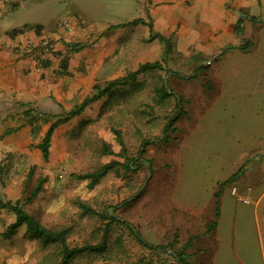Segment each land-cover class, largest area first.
Segmentation results:
<instances>
[{
  "label": "crops",
  "instance_id": "crops-1",
  "mask_svg": "<svg viewBox=\"0 0 264 264\" xmlns=\"http://www.w3.org/2000/svg\"><path fill=\"white\" fill-rule=\"evenodd\" d=\"M63 1L0 0V42L13 44L47 31L56 47L55 58L37 72L31 57L0 45V194L15 199L11 202L18 200L46 227L67 228L60 223L65 208L61 200L68 192L62 189L58 176L63 178L70 187L69 196L79 197L75 201L78 207L81 202L115 219H100L105 224L103 231L109 224L100 254H116L112 258L118 260L128 256L140 264L142 255L151 251L155 261L165 255L164 264H178V257L181 264H264V0H135V14L126 15L123 7L116 14L119 22L95 28L85 21L90 14L111 13L113 7L107 0H75L72 22L56 18ZM63 20L70 29L62 26ZM155 34L169 40L167 54L165 42ZM154 58L164 67L154 69L166 74L153 81L149 112L144 115L150 117L147 122L162 117L158 137L145 145L139 143L138 153L132 157L121 126L82 125L92 129L93 140L99 142L100 164L93 170L72 171L67 179L56 175L62 164L72 159L67 138L82 123L102 117L111 105L117 114H142L144 79L137 75L131 87L113 86L79 114L58 123L44 159L38 144L51 121L90 96L94 85L103 88ZM177 65L187 71H179ZM27 111L36 117L33 123ZM169 128L174 132L169 138L174 143L172 149L154 147L165 139ZM145 152L148 156L143 159ZM162 156L166 170L159 182L165 183L164 218L157 217L149 224L152 212L138 201L153 175L151 165ZM132 160H138L147 171L143 184L135 173L128 181L117 174L120 169L130 170ZM110 163L93 184L91 178L73 176ZM17 165L24 166L20 175L14 174ZM38 180L42 181L40 189L25 202ZM24 181H30L26 188ZM116 196L118 200L113 202L111 198ZM95 197L100 198L102 208L93 206ZM242 197L247 200L241 201ZM6 203L0 204V232L15 218ZM118 220L127 221L136 230L147 225L149 238L144 239L155 249L140 244L131 232L126 234L129 228ZM68 235L69 230L67 243ZM0 238H20L22 245L5 251L9 252L6 257L15 259L16 264H28L29 242L36 239L24 225Z\"/></svg>",
  "mask_w": 264,
  "mask_h": 264
},
{
  "label": "rangeland",
  "instance_id": "rangeland-1",
  "mask_svg": "<svg viewBox=\"0 0 264 264\" xmlns=\"http://www.w3.org/2000/svg\"><path fill=\"white\" fill-rule=\"evenodd\" d=\"M75 0H65L61 2V4L58 6L59 11H57L56 18L57 19H67L69 21H74V12H73V4ZM109 2L110 7H113L111 9V13H105V14H90L85 22L92 23V25L95 27L100 26H106L110 25L113 22H119V18L117 17L119 11H121V8L124 7V13L128 16H132L135 14V7L136 2L135 0H131L130 2L126 0V3L123 4L122 0H107ZM117 8V9H115ZM55 18V19H56ZM51 32L45 31L44 35L53 37V35H50ZM160 39V38H159ZM161 40V39H160ZM163 41V40H162ZM126 56H129L130 53H124ZM136 54V53H135ZM158 60L157 58L151 59V61ZM171 60H176V58H173ZM175 61H171V63H174ZM113 63V62H112ZM179 64V63H178ZM178 70H184L187 71L186 67L178 66ZM180 67V68H179ZM129 71L126 69L124 75ZM166 72L164 70H146L138 74V79H144L142 83V90L140 94V100L142 101L140 103V107H142V114L137 115L136 117H133L131 115H128L127 113L123 114H117L114 109H112V105L110 108L108 107L104 111V115L102 117H99L95 121H88L85 123H82L80 126H78L76 129H74L71 134V136L68 139V151L72 159H69V163H64L62 166L56 171V175L63 174L66 179L69 178L70 173L74 171L75 173H79L86 170H93L95 169L101 162V154L100 148H99V142L96 140H93V132L92 129L84 128L82 125H108V126H121L123 129H125V141L127 144V151L130 153L132 157H135V155L138 153L139 150V143L141 145H145L150 142V139L154 137H158V133L161 131L158 129V125L161 123L162 117L158 115L157 117H153L147 122V119L150 118L149 115H144L146 112H149L147 109V105L150 104L149 98H150V87L153 84V81L156 82L157 79H164ZM196 79H200V77H197ZM101 82V81H100ZM102 83V82H101ZM132 84H130L128 87H131ZM172 86V85H171ZM118 92L120 93V88H117ZM117 90L114 91L116 93ZM116 104V103H114ZM162 111V110H161ZM164 111V110H163ZM160 112V111H157ZM180 119V118H179ZM179 119L177 123L174 124V127L178 126ZM174 134V132L169 128L167 135L165 139L160 140L159 142H156L153 146L154 147H161L163 149H172L173 146V140L171 141L169 138H171ZM167 138V140H166ZM144 142V143H143ZM103 152V150H101ZM148 156V153L145 152V155L143 154V159H146ZM165 156V155H164ZM162 156L157 161H154V163L151 165L153 175L150 177V179L146 182L145 186L143 187L142 194L140 196V200L138 201V205L142 204L145 209H147L150 213V223L153 224L154 220H157V217L162 219L164 218V208L166 204V198H165V183L164 181L159 182V179L162 178L163 173L165 174L166 165H165V157ZM74 164V165H73ZM131 169H120L118 176H121L125 178L127 181L129 179L132 180V173H135V177L139 178V181H141V184H143L146 181V174L147 171L144 169L142 163L138 162V160L134 161L132 160L129 162ZM10 168V167H9ZM14 174L20 175L21 172L24 171V166L17 165L15 166ZM139 169V172H138ZM9 171V169H7ZM115 173L114 176H117ZM162 175V176H161ZM60 184L62 189H67L69 192L70 187L66 184L65 181H63V178H59ZM10 182V181H9ZM30 181H24L25 188L29 184ZM136 182V181H135ZM2 185H4V181H1ZM115 182L111 183V186L114 185ZM114 189V188H113ZM67 192V196L62 197L61 204L64 205V209L62 210L60 214V223L64 226H67V229L69 230L68 235V245L69 246H79L84 243H97L101 240L102 232L104 225L102 221L100 220L101 216H95L90 214H83L82 210H79V207L76 204V200L79 199L78 196H69ZM114 194V193H110ZM118 196L111 198L113 202L117 201ZM21 200L25 198V196L19 197ZM245 197L241 198L244 199ZM15 199H8L6 196L0 194V204L2 202H8L13 201ZM80 200V199H79ZM93 202V206L95 208H102V202H100L99 197H95ZM244 201V200H243ZM161 211H158L156 213V208ZM105 209V208H104ZM66 210V211H65ZM5 212V210H2ZM112 211V208H111ZM104 213V210L103 212ZM264 214V213H263ZM149 215L147 213L146 220L149 218ZM48 220H50V223H52V214L50 216L48 215ZM47 221V217H46ZM47 223V222H46ZM49 223V221H48ZM115 233H120L116 228H111ZM122 233L125 231L124 229H121ZM129 230V229H128ZM137 230L141 237L149 238V234H147L148 227L146 226H138ZM126 232V231H125ZM264 233V231H263ZM126 234L131 235L130 231H127ZM20 238H15L13 240H6L3 238H0V264H16L17 261L15 259H10L9 257H6L7 253L5 251L15 250V248L20 247L22 243L19 240ZM35 239V238H34ZM145 240V239H144ZM146 241V240H145ZM147 242V241H146ZM29 244L32 245L31 254L29 256L28 264L35 263L36 259L42 254L47 252L52 246L48 245L46 247H42L40 245V242L38 239L35 241L32 240L29 242ZM145 251H147L144 248ZM148 252V251H147ZM84 253V252H83ZM149 251V253H144L141 257L140 264H164L166 262L165 255L162 256V259L156 260L153 257V253ZM112 256H116V254H100V253H93L88 252L87 254H80L77 257H75L74 260H72L69 264H138V261L133 262V260L130 257H125V259H116L112 258Z\"/></svg>",
  "mask_w": 264,
  "mask_h": 264
},
{
  "label": "trees",
  "instance_id": "trees-1",
  "mask_svg": "<svg viewBox=\"0 0 264 264\" xmlns=\"http://www.w3.org/2000/svg\"><path fill=\"white\" fill-rule=\"evenodd\" d=\"M136 21L144 23L143 20L137 19ZM155 36L159 37L161 40L165 42V54H167L170 50V42L168 39L163 37L160 34H155ZM164 62V60H163ZM154 68L163 69V65L159 61L154 62H144L139 65V67L129 73H127L123 77H119L114 79L113 81L109 82L105 87L101 88L98 85L93 86V93L90 96L85 97L78 105H76L73 109L68 111L67 113L57 116L54 121H51L49 124L47 130L45 131V134L41 140V142L38 144V147L42 151L44 159L48 158L49 154V147H50V140L53 133L54 128L56 125L60 122H64L68 120L70 117L75 116L79 114L83 108L90 102H93L100 98V96L104 95L106 92H109L111 88L115 85H126L131 84V81L135 79V77L146 70H152ZM130 82V83H129ZM132 86V85H131ZM161 91L163 92V96H166L168 93L165 91L164 87H162ZM113 92V91H112ZM26 114L29 116L30 123H33V121L36 119L34 115L30 113V111H27ZM44 121L48 120V116H43ZM166 127H164V130H166ZM115 137L118 141H121V136L119 132L114 129L113 130ZM112 166V164H103L98 170L91 172V173H81L77 175H73L75 178H91V183H95L102 175L106 173V171ZM42 181L38 180L37 184L33 188L31 194L27 197L25 202L30 200L33 195L40 189ZM78 205L80 208H82L84 213L89 214H97L98 216H101L104 218H109L110 222H113L115 219L113 217H110L109 215L105 214H99L96 213L93 209L85 205L84 203L78 202ZM4 206H7L12 210L15 214L14 220L8 224V226L5 228L4 231L0 232V235L2 236H9L17 227L24 225L27 232L30 233L31 238L38 239L40 242V245L42 247H46L48 245H51L52 247L40 257V259L36 262V264H69L73 257L81 254L83 252H93V253H101L105 246V240L106 236L109 230V224L105 226V229L103 231V235L101 237V240L97 243H84L79 246H69L66 237H67V228H61V229H52L48 228L45 225H43L38 219H36L31 214L27 213L21 206L20 202L18 200L11 202L8 201ZM125 224L130 232L134 235L136 240L142 244L147 246L150 249H155L153 245H150L147 243L139 234V232L127 221L125 220H118ZM178 257V256H177ZM182 260L178 257V264H181Z\"/></svg>",
  "mask_w": 264,
  "mask_h": 264
},
{
  "label": "built area",
  "instance_id": "built-area-1",
  "mask_svg": "<svg viewBox=\"0 0 264 264\" xmlns=\"http://www.w3.org/2000/svg\"><path fill=\"white\" fill-rule=\"evenodd\" d=\"M62 26L70 29L68 21L63 20ZM1 47L10 48L13 52L18 54H25L31 57L34 62V67L37 72H41L43 68L55 58L56 47L52 37L46 35H39L37 37H26L13 44L6 41L0 42ZM60 69V68H59ZM236 188H231V193H235ZM243 200H247L244 198Z\"/></svg>",
  "mask_w": 264,
  "mask_h": 264
}]
</instances>
